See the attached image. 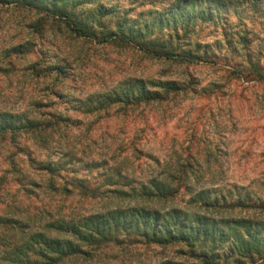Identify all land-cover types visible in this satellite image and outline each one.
Returning <instances> with one entry per match:
<instances>
[{
	"label": "rangeland",
	"instance_id": "374dc122",
	"mask_svg": "<svg viewBox=\"0 0 264 264\" xmlns=\"http://www.w3.org/2000/svg\"><path fill=\"white\" fill-rule=\"evenodd\" d=\"M175 1L101 0L110 10L102 19L106 27L97 30H116L114 9L121 18L148 19ZM230 18L228 37L215 22L198 23L187 35L180 31L174 36L176 50L189 57L197 52L203 59L184 61L144 53L135 43L78 37L51 20L36 32L37 13L18 5H0V63L12 46L27 45L30 50L16 55L7 72L0 73V110H39L43 120L64 119L54 130L42 129L41 137L0 138L2 212L29 216L34 225L116 207L178 208L217 221H256L263 236L264 207L217 211L201 205L202 200L217 196H191V191L212 192L235 185L246 195L261 196H229L232 200L262 199L264 204V15L252 8ZM160 29L153 36L160 34L167 40L170 29ZM34 62H40L46 74L61 67V77L55 73L36 77L28 68ZM135 77L191 82L195 89L152 106L90 111L80 104ZM39 100L44 105L37 108ZM39 161L61 167L55 172L59 176L40 170ZM185 162L191 164L189 177L175 196L143 193L144 184L168 180ZM107 184L120 191H105ZM5 234L12 236L0 226V237ZM118 236V240L84 245L83 253L61 264H204L183 242L137 241L123 231ZM3 242L0 238V251ZM217 244L212 246L215 262L264 264L256 256L245 259L230 254L232 241ZM194 249L199 253L205 247L195 244Z\"/></svg>",
	"mask_w": 264,
	"mask_h": 264
},
{
	"label": "trees",
	"instance_id": "16d2710c",
	"mask_svg": "<svg viewBox=\"0 0 264 264\" xmlns=\"http://www.w3.org/2000/svg\"><path fill=\"white\" fill-rule=\"evenodd\" d=\"M12 4L32 10L39 15L38 21L34 24L36 32L51 20L52 23L64 24L78 37H94L103 43H135L144 53L167 59L178 57L184 61L203 59L197 52H191L189 57L183 54L182 50H176L172 39L175 38L174 36L177 37L180 31L187 35L194 31L198 23L215 22L216 25L220 24L223 35L228 37L226 25L231 23L230 15L241 17L244 10L252 8L254 11L261 12L262 16L264 15V0H176L174 4L166 6L160 12L156 11V14L148 19L142 15L140 18L127 16L121 18L114 9V16L111 17L116 19V30L108 28L106 31L99 32L97 30L99 27L102 29L106 27L102 19L107 17L105 15L110 10L109 6L101 0H0V5ZM94 17L95 20H93ZM221 19L224 21H220ZM162 26L165 30L170 29L167 40L160 38V34L153 36L155 31L162 32L160 29ZM25 51H30L27 45L12 46L8 57L0 63V73H6L9 67L7 65H13L16 55ZM28 68L36 77L50 76L55 73L57 78H60L63 72L61 67H56L46 74L40 62H34ZM194 89L191 82L135 77L121 81L110 92L98 95L96 100L93 97L85 98L83 102L80 101V104L83 106L85 104L90 111H108L115 106L126 107L127 105L152 106L169 102L180 95H187ZM41 105H44L41 100L35 102L37 108ZM42 114L43 112L39 110L38 112L27 110L20 113L0 110V138L8 135L11 140H17L22 134H34L39 137L42 129L54 130L60 127L61 121L64 120L62 118L43 120ZM39 162L40 170H46L52 177L59 176L55 172H60L61 167L52 162ZM190 167V163L179 164L169 175L168 180L154 179L151 180L150 186L144 184L143 193L148 196H175L186 185ZM108 185L111 184H107L105 191L111 193L120 191ZM80 187L86 190L95 189L82 184ZM238 188L234 185L226 189L217 188L212 192L203 189L195 194L190 188L192 192L190 193L191 196H217L201 202L202 206L217 211L237 207L257 209L264 207L262 199L254 203L250 199L229 198V196H261L254 193L246 195ZM4 203L0 196V205ZM0 210V226L12 233V236L5 234L0 237L2 241L5 240L3 242L5 246L0 251V264H61L66 259L83 253L84 245L118 240V234L121 231L134 235L137 241L139 239L148 243L183 242L193 247L194 255L201 258L204 264H220L212 257L216 249L212 246L218 245L217 241L219 243L232 241L230 254H236L245 259H253L255 256L264 259V235L262 236V226L256 221L252 223L241 219L224 222L178 208L161 210L128 206L108 209L77 219H57L45 224L33 225L29 221V216L8 215L2 212L3 208ZM221 224L225 226L221 228ZM195 244L205 247V250L197 253L194 249Z\"/></svg>",
	"mask_w": 264,
	"mask_h": 264
}]
</instances>
